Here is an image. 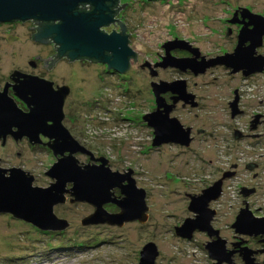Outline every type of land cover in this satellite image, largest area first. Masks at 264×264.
Listing matches in <instances>:
<instances>
[{"label": "rangeland", "instance_id": "1", "mask_svg": "<svg viewBox=\"0 0 264 264\" xmlns=\"http://www.w3.org/2000/svg\"><path fill=\"white\" fill-rule=\"evenodd\" d=\"M117 1L124 5L113 18L123 23L128 46L135 52L126 75L110 74L86 60L69 63L64 59L51 68L41 60L31 67L29 61L35 56L47 59L55 52L54 43L32 40L31 21L0 23V75L19 70L56 75V82L70 83L65 126L93 157L107 159L111 170L133 171L136 186L145 192L146 220L83 226L81 219L94 208L81 201L54 206L55 215L68 222L60 231L41 230L0 213V264H138L148 242L158 252L154 264H213L215 260L203 249L210 240L205 232L195 230L187 239L176 235L175 228L195 214L187 208V194H200L225 173L231 175L222 179L220 195L208 203L215 211L210 224L228 250L242 242L240 247L257 251L255 261L264 263V252L259 251L264 243H258V237L239 235L231 227L245 205L253 215L264 216V68L243 76L242 71L232 73L231 68L216 64L194 75L177 70L168 74L156 65L166 55L162 46L172 42V56H191L182 52L187 47L197 50V60L232 53L247 21L242 17L244 10L264 17V0ZM102 29L117 32L119 24L114 20ZM179 41L187 47H180ZM257 54L264 56V35ZM156 70L159 75H152ZM180 78L186 80L185 91L193 95L194 104L178 100V107H186L170 116L190 128L191 148L165 143L153 146V130L142 119L155 109L150 84ZM77 157L89 159L84 154ZM0 159L1 167L17 165L33 175V185L42 187L48 185L50 179L44 173L55 161L45 146H31L27 141L0 145ZM243 190L250 192L244 196ZM104 208L110 213L118 211L112 203ZM231 258L241 264L239 256Z\"/></svg>", "mask_w": 264, "mask_h": 264}, {"label": "water", "instance_id": "2", "mask_svg": "<svg viewBox=\"0 0 264 264\" xmlns=\"http://www.w3.org/2000/svg\"><path fill=\"white\" fill-rule=\"evenodd\" d=\"M116 3L117 12L124 5L119 4L117 0H0V23L14 20L41 21L42 25L33 38L42 43L51 39L54 42V49L55 44L57 45L58 56H67L70 60L89 58L106 64L108 68L117 72H124L129 59L133 57L135 60V52L128 46L127 36L123 30L116 32L112 29V32L106 33L102 29L113 21V7ZM80 4H88L91 9L81 10ZM242 17L247 18V21L243 22L239 30L232 53L209 60H205L204 57L197 60V50L193 49L192 58H175L169 52L171 45L175 44L172 42L164 45L166 55L160 65L177 67L180 70L189 69L195 74L204 72L206 68L216 64L231 68L232 73L242 71L243 76L263 70L264 56L254 54L255 49L261 45L264 35V17L246 9ZM114 20L119 24V30L124 27L120 20L115 18ZM11 75L32 74H22L14 70ZM152 87L156 108L142 116L147 126L153 130L152 145L157 146L165 142L187 144L190 140L189 128H183L178 119L169 117L171 106L163 105L164 110L160 111L161 103L158 97L161 90H169L177 93L173 98L174 103L183 100L190 101L193 105V95L186 93L184 82L180 80L153 83ZM13 88L14 95L26 104L27 111L19 109L14 99L6 94L5 89L0 91L2 143L8 135L15 140L25 137L30 144L40 143V136L47 137L45 145L56 160L45 172L51 179L45 187L33 185V175L22 168L0 166V213L10 214L41 230L60 231L68 227V222L57 217L53 208L57 204H64L68 196V203L81 201L94 208L93 212L81 219L80 223L83 226L102 223L121 226L124 222L133 220L144 223L148 210L145 192L136 187L131 171L126 173L112 171L103 158L96 159L100 161L98 165H80L75 158L74 154L77 152L86 154L90 152L73 138L62 123L68 87H57L54 90L52 82L31 76ZM236 100L231 103L233 115L236 113ZM230 175L231 173H225L211 186L202 189L200 194L189 197L187 208L195 215L193 218L185 219L175 228L176 235L189 239L195 230L205 232L210 239L205 244V249L208 257L215 260L214 264L222 262L231 264V256L237 251L242 264H260L253 257L257 251L246 246L240 247L242 242L233 243V249L228 250L226 241L210 224L215 211L208 207V203L217 199L221 192L222 179ZM68 184H71L70 187H67ZM114 188L119 189L118 198L113 196ZM249 192L242 191L244 196ZM110 203L116 206L117 212L106 211L104 206ZM231 227L239 235L260 236L261 242L264 243V216L253 215L247 205L238 211ZM259 251L264 252V249ZM157 253L154 243H146L140 251L138 264H154Z\"/></svg>", "mask_w": 264, "mask_h": 264}, {"label": "flooded vegetation", "instance_id": "3", "mask_svg": "<svg viewBox=\"0 0 264 264\" xmlns=\"http://www.w3.org/2000/svg\"><path fill=\"white\" fill-rule=\"evenodd\" d=\"M79 8L81 9V10H90L91 8H90V6L88 5V4H80L79 5ZM116 9H117V3H116V5H115V7H113V10H114V14H113V17L115 16V14H116ZM15 21H18V20H14V21H11V22H15ZM27 21H31L32 23H33V27H32V29H33V33H32V36H31V38H32V40L34 41V42H36V43H40V44H49V43H54L51 39H47L46 41L47 42H37V41H35L34 40V38H33V36H34V34H36L37 33V31H38V29H39V27H40V25H42V22L41 21H37V20H27ZM113 21H114V18H113ZM112 21V22H113ZM20 22H26V21H20ZM111 22V23H112ZM110 23V24H111ZM109 24V25H110ZM106 27V26H105ZM124 31V34L127 36V39H128V35L125 33L126 32V29L123 27H121V29L120 30H118L117 32H121V31ZM113 31V30H112ZM111 31V32H112ZM110 33V32H109ZM128 43H129V40H128ZM177 44L180 46V47H184V49H185V47H187V44H186V42H184V41H179V42H177ZM163 47V49H164V52L166 53V49H165V47L164 46H162ZM183 50V49H182ZM192 50L193 49H190V48H186L185 50H183L182 52H185V51H187L191 56H185V57H181V56H173V57H175V58H192L193 56H194V54H193V52H192ZM172 51H175V48L172 46V48L170 49V55H171V52ZM178 51H181L180 49L178 50ZM172 56V55H171ZM133 57H131L130 59H129V62H128V67H127V69L122 73V74H124V75H126V73L129 71V69H130V65H131V63H130V60L132 59ZM64 59H66L69 63L70 62H73V61H84V60H86V61H88V62H90V63H94V64H100L101 66H103L104 68H105V70H107V72H109L110 74L111 73H113L114 75H117L115 72V70L114 69H112V68H108V66L106 65V64H103V63H100V62H98V61H95V60H93V59H89V58H80V59H76V60H70L67 56H58L57 55V45L55 44V52L50 56V57H47V59H41L40 57H36V59L35 60H33V61H29V64L31 65V67H35V66H37V62H39V61H41V60H43L44 61V65L46 66V67H52L55 63H57L58 61H60V60H64ZM156 65H160V63H157ZM160 67H161V65H160ZM141 68H144L143 66H141ZM168 68H170V67H165V68H163V67H161V69L164 71V72H167L168 74L169 73H175L176 72V70L179 72V73H188V72H191V70H189V69H186V70H178V68H176V69H168ZM160 69V70H161ZM160 70H159V72H160ZM19 71V70H18ZM115 71V72H114ZM20 73H22V74H31V73H26V72H24V71H19ZM186 73V74H187ZM192 73H193V71H192ZM118 74H120V73H118ZM151 74L152 75H159V73H158V71L156 70L155 71V73H154V71L153 72H151ZM121 75V74H120ZM194 75H196L195 73H194ZM36 77V78H38V79H43V80H46V81H49V82H52V89H56L57 87H63V86H67L68 87V91H69V93H68V95L66 96V99H65V101H64V105H63V113H64V118H63V121H62V123H63V125L65 126V124H64V122L66 121V115H65V111H64V107H65V104H66V102H67V99H68V97L71 95V92H72V85L70 84V83H67L66 81H64V82H62V83H58V82H56L55 81V78H54V76H56V75H36V74H32V75H0V91L1 90H3V89H5V91H6V94L9 96V97H12L13 99H14V101H15V103H16V105L18 106V108L19 109H21L22 111H27V108H26V104L22 101V100H20L18 97H16L15 95H14V88H13V86L14 85H18L19 83H21L23 80H25L26 78H28V77ZM182 76H184V75H182ZM190 76V75H189ZM171 80H173V81H171ZM183 81L184 82V87H185V90H186V88H187V84H186V80L185 79H183V78H180V79H176V80H174V79H165V80H159L158 82H157V84L159 83L160 84V82H166V83H171V82H175V81ZM188 80V79H187ZM70 82V81H69ZM152 84L153 83H155V82H151ZM152 84H150V86H151V89L153 88L152 87ZM161 89H162V87H161ZM164 89V88H163ZM153 93V92H152ZM189 94V93H188ZM153 96H154V94H153ZM175 96H177V93H174V92H171V91H169V90H166V91H162L161 90V92H160V94H159V99H160V103H161V106H160V108H159V110L160 111H163L164 110V106L163 105H165V106H171V109H170V112H169V117L170 118H172V117H174V118H176L175 116H170V113L171 112H176V111H178L179 109H181V108H184V107H186L185 105H183L181 108L180 107H178L177 106V104H175L174 102H173V98L175 97ZM154 100H155V108H156V98H155V96H154ZM183 101V100H182ZM177 102V101H176ZM155 110V109H154ZM153 110V111H154ZM152 112V111H151ZM148 113H150V112H148ZM146 114V113H145ZM177 119V118H176ZM179 121V120H178ZM180 122V121H179ZM182 125V124H181ZM66 127V126H65ZM67 128V127H66ZM185 128H189V127H185ZM68 129V128H67ZM68 131H69V129H68ZM70 132V131H69ZM190 133H191V130H190V128H189V136H190ZM70 134H71V132H70ZM72 135V134H71ZM40 138V143H38V144H30L29 143V141H28V139L27 138H25V137H22V138H20V139H18V140H15L12 136H10V135H8L7 137H6V139H5V141H4V143H2V140L0 139V145H1V147H4V146H6V144L8 143V142H13V143H15V144H18V143H20V142H23V141H27L31 146H35V145H37V146H45L47 149H49L46 145H45V143L48 141V138L47 137H43V136H40L39 137ZM74 138V137H73ZM190 138V137H189ZM190 140H191V138H190ZM189 140V141H190ZM78 142V141H77ZM79 143V142H78ZM189 143V142H188ZM180 144V143H177V142H165V144H177V145H179V146H182L180 149H183V150H185L184 149V147L186 148V150L187 149H190L191 148V145H190V143L189 144ZM80 144V143H79ZM161 144H163V143H161ZM161 144H159V145H161ZM81 145V144H80ZM81 146H83V145H81ZM158 146V145H157ZM84 147V146H83ZM85 148V147H84ZM86 149V148H85ZM50 150V149H49ZM87 150V149H86ZM51 151V150H50ZM88 151V150H87ZM88 152H90V151H88ZM51 154H52V152H51ZM80 154H84V155H87L88 157H89V159H88V161H85V160H83V161H81L78 157H77V155H80ZM16 156L17 157H19L20 156V153L19 152H17L16 153ZM74 156H75V158L78 160V162H79V164L80 165H84V164H96V165H98V164H100V161H98V160H96L97 158H95V157H93V155H92V153L90 152V154H86V153H82V152H77V153H75L74 154ZM54 157V156H53ZM55 158V157H54ZM100 158H103V157H100ZM103 159H105V158H103ZM55 160H56V158H55ZM107 162H108V160L107 159H105ZM92 161V162H91ZM0 162H1V159H0ZM55 162V161H54ZM108 165V164H107ZM109 166V165H108ZM12 167H18L17 165H13V166H10V167H8V168H12ZM19 168H21V167H19ZM111 169V168H110ZM24 170V169H23ZM112 171H118L119 173H126V172H128V171H131V177H132V170L131 169H129V170H127L126 172H121V171H119V170H112ZM46 172V171H45ZM45 174V173H44ZM46 176V175H45ZM48 177V176H47ZM50 179V178H49ZM134 179V178H133ZM51 182V179H50V181L48 182V184ZM135 184H136V181H135ZM70 185L71 184H68L67 185V187H70ZM137 187V186H136ZM137 188H140V187H137ZM142 189V188H141ZM116 191L118 192V194H116ZM112 192L114 193L113 194V196L114 197H117L118 198V196L120 195V192H119V189L118 188H114L113 190H112ZM191 195L190 194H187V197H190ZM68 199H69V197L67 196V198H66V202H68ZM195 215V214H194ZM194 215H193V217H194ZM207 235V234H206ZM208 236V235H207ZM256 237H258V239H257V242L258 243H260L261 245H263V242H261V237L260 236H256ZM252 238H255V237H252ZM227 248V247H226ZM203 249H205V245H204V247H203ZM206 250V249H205ZM235 256V255H237V256H239V258H240V260H241V264H242V259H241V256H240V254H239V252L237 251V252H235V253H233L232 254V256ZM231 256V257H232ZM231 260H232V258H231ZM214 264V263H213ZM231 264H235L234 262H233V260H232V262H231Z\"/></svg>", "mask_w": 264, "mask_h": 264}, {"label": "bare ground", "instance_id": "4", "mask_svg": "<svg viewBox=\"0 0 264 264\" xmlns=\"http://www.w3.org/2000/svg\"><path fill=\"white\" fill-rule=\"evenodd\" d=\"M167 67H169V66H167ZM211 67H213V66H211ZM163 68H165V67H163Z\"/></svg>", "mask_w": 264, "mask_h": 264}]
</instances>
